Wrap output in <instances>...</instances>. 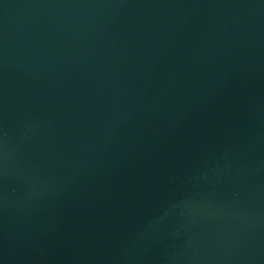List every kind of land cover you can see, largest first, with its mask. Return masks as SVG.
Returning <instances> with one entry per match:
<instances>
[{
	"label": "water",
	"instance_id": "1",
	"mask_svg": "<svg viewBox=\"0 0 264 264\" xmlns=\"http://www.w3.org/2000/svg\"><path fill=\"white\" fill-rule=\"evenodd\" d=\"M0 264H264V0H0Z\"/></svg>",
	"mask_w": 264,
	"mask_h": 264
}]
</instances>
